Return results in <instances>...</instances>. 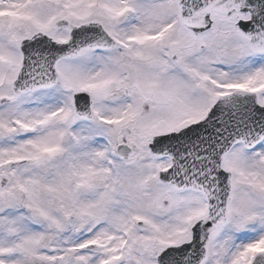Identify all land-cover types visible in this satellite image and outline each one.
Wrapping results in <instances>:
<instances>
[{
	"label": "snow or ice",
	"instance_id": "6c2138e0",
	"mask_svg": "<svg viewBox=\"0 0 264 264\" xmlns=\"http://www.w3.org/2000/svg\"><path fill=\"white\" fill-rule=\"evenodd\" d=\"M0 264H264V0H0Z\"/></svg>",
	"mask_w": 264,
	"mask_h": 264
}]
</instances>
